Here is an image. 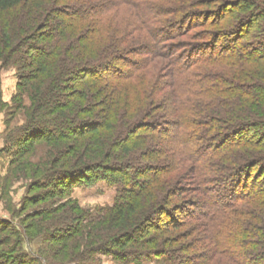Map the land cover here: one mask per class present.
I'll return each instance as SVG.
<instances>
[{
	"label": "trees",
	"instance_id": "trees-1",
	"mask_svg": "<svg viewBox=\"0 0 264 264\" xmlns=\"http://www.w3.org/2000/svg\"><path fill=\"white\" fill-rule=\"evenodd\" d=\"M55 1L0 0V12L22 9L41 18L28 34L49 42L30 48L28 60L19 50L26 24L0 34L3 65L32 70L20 75L12 101L15 111H24L22 124H12L15 111L0 99V136L13 153L9 174L45 181L33 164L19 160L36 142L60 147L77 139L69 147L72 174L46 179L40 188L51 189L28 203L116 172L121 190L107 212L118 222L110 238L119 252L136 246L131 255L163 257L164 264H264V0H88L67 9H55ZM198 6L205 10L197 13ZM191 15L199 18L192 26ZM75 81L79 88L70 90ZM164 122L171 132L167 159L159 156L165 149H157L153 158L160 165L149 173L140 165L134 175L115 165L154 150ZM180 169L198 195V210H179L186 221L200 220L197 258L142 250L168 230L166 224L180 226L176 210L165 204V179ZM158 208L162 222L144 229ZM12 228L0 220V264H55L21 255L29 237ZM58 231L50 239L71 258L78 245L69 246L73 235ZM31 257L35 261H26Z\"/></svg>",
	"mask_w": 264,
	"mask_h": 264
},
{
	"label": "rangeland",
	"instance_id": "rangeland-1",
	"mask_svg": "<svg viewBox=\"0 0 264 264\" xmlns=\"http://www.w3.org/2000/svg\"><path fill=\"white\" fill-rule=\"evenodd\" d=\"M89 1L56 0L53 7L55 9L66 7L75 8L77 5L84 6L89 3ZM201 7L202 6H198V8H194L193 10L197 13L198 10L204 11L205 8ZM227 9L229 10L231 8L227 7ZM31 15L27 14V11L22 9L0 12V34L3 32H14L12 28H16L20 23L26 24L21 35L24 33L28 34L32 29L30 27H33V25L37 23H39L37 26L40 27L42 25V19H35V15ZM190 17V26L199 20V18L197 19L192 15ZM200 21L202 20L200 19ZM21 39L19 50L24 52L22 57L28 60L33 58V54L29 53V50H33L34 46L39 47L49 43L48 40H39L37 33L28 34L25 38L22 37ZM123 62L124 61H114L113 63L114 65L121 66ZM128 68L129 67L125 69ZM31 71L32 70H30V72L29 70H19L14 64L3 65L0 59V99L10 106L12 105L11 107L8 106L6 110L12 109V111H15L12 101L18 90L19 77L22 73L31 74ZM68 86L70 90H75L79 88V83L76 81L69 82ZM106 88H108V86H102V89L106 90ZM60 93V95L66 94L67 90L63 89ZM24 103L29 105L27 100H24ZM3 113L4 111L1 110L0 133L1 130L3 131L4 129ZM13 115V125L23 123V110H17ZM167 129L168 122H164L159 129L161 145H154V150L141 149L142 154L146 157L141 156L142 158L136 160L118 159L115 165L126 170L127 175H134L136 169L140 168V165L147 169L150 168V170L144 169L146 172H152L154 167L160 165L156 163L158 157L155 159L153 157L155 155L157 156L158 151H162L161 148L165 150L160 152L159 156H161L162 159H167L166 155L168 154H166V150L169 148L170 144L167 139H165V136L171 133L167 132ZM75 141H77V139L71 137L66 141L60 142V147L54 144H46L41 141L36 142L33 144L31 151L23 159L19 160V162L24 161V166H27L29 163L33 164L39 175L44 176L47 180L56 177V175L72 174L69 172V169L73 168L72 166L75 158L73 157L74 154H71L69 147H73L72 144H74ZM61 148H63V150H61L62 152L60 153L59 150ZM9 150L10 144L6 142L5 136L1 135L0 220L4 221L7 225H9V223L12 224L13 230H17L15 227L20 226L22 230L17 231H20L22 234L27 233L29 238L26 239L25 248L21 255L25 256L29 254L36 259L42 255L47 262L50 261L55 264H164L166 258L163 257L131 255V251H134L136 246H129L125 252H119L118 249L113 246L114 240H111L110 237H112L113 231L116 230L118 222L112 221L110 218L111 215L107 211L115 206L119 197V191L121 190L120 184H117L118 180L116 181L113 178L116 172L108 173L106 178L102 180L99 179L97 181L75 185L69 188L68 192L67 189L63 193L54 195V198L50 200L28 203V200L32 198H38L39 195L46 194L51 187H48L46 192H43L40 186H43L41 184L45 183L46 179L45 181L36 179L34 181L33 179L25 177H12V174H9V161H11L13 153ZM49 151H52L51 155ZM149 157L153 160L150 161ZM50 161H52L51 167ZM31 168L34 167L32 166ZM97 171L96 168V172ZM255 171L256 170H254V172ZM169 175L170 176L165 179V182L168 184L165 204L176 210V212H174V219L176 218L174 222H177L180 226L175 229H169L171 226L169 225L170 223L166 224L168 230L158 233L160 235L156 238L157 241L155 240L148 246H143L142 250L155 251L165 249L179 256L197 258V255L202 252V246L199 247L201 238L200 220L198 218L197 221H192V219L186 221L187 213L185 211L180 212L179 210H198V207L195 205V202L198 201V195L194 193L195 188L190 178L191 176L187 172L184 173L183 170L180 169ZM138 176L140 177L142 174H138ZM124 178L123 176L122 180H126ZM32 184H34V187L31 186ZM41 211L54 213L28 218L30 215H34L37 212L40 213ZM163 216L162 211L158 208L151 217L148 218L149 222H146L143 228H147L152 223H161ZM77 219L80 220L79 223ZM106 219L108 223L104 222ZM40 221L42 222L40 223ZM51 222H53L52 225L54 224L52 228L50 227ZM56 229H59L57 233H60V235H73L74 240L69 238L70 242H68V245L74 246L77 243L78 247L71 258L68 256L69 253L63 255L62 252H58L57 248L60 247V244L51 241L50 237L56 232ZM134 234L138 235L139 232H134ZM155 234L157 233L153 232L152 235L154 236ZM117 238H119V236H117ZM92 243H95V245ZM14 253H17V251ZM32 257L28 258L26 261H35ZM12 262L17 264V260H13ZM12 262L9 264H12Z\"/></svg>",
	"mask_w": 264,
	"mask_h": 264
},
{
	"label": "crops",
	"instance_id": "crops-1",
	"mask_svg": "<svg viewBox=\"0 0 264 264\" xmlns=\"http://www.w3.org/2000/svg\"><path fill=\"white\" fill-rule=\"evenodd\" d=\"M1 132H2V130H1Z\"/></svg>",
	"mask_w": 264,
	"mask_h": 264
}]
</instances>
